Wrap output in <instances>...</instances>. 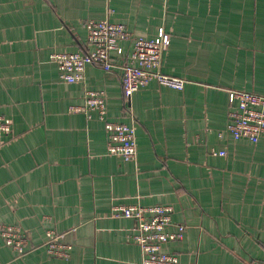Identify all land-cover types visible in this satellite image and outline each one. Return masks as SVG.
I'll list each match as a JSON object with an SVG mask.
<instances>
[{
	"label": "crops",
	"instance_id": "obj_1",
	"mask_svg": "<svg viewBox=\"0 0 264 264\" xmlns=\"http://www.w3.org/2000/svg\"><path fill=\"white\" fill-rule=\"evenodd\" d=\"M105 19L145 39L163 29L161 71L183 90L152 82L128 100L120 71L94 65L65 83L50 56L90 51L85 24ZM131 51L111 55L121 65ZM90 90L104 93L107 119L135 128V161L107 152L96 114L70 112ZM231 90L264 95V0H0V117L12 122L0 226L29 241L18 257L0 237V264H140L136 223L116 205L171 207L184 233L164 251L180 264H264V138L225 131ZM49 230L68 259L47 255Z\"/></svg>",
	"mask_w": 264,
	"mask_h": 264
},
{
	"label": "built area",
	"instance_id": "obj_2",
	"mask_svg": "<svg viewBox=\"0 0 264 264\" xmlns=\"http://www.w3.org/2000/svg\"><path fill=\"white\" fill-rule=\"evenodd\" d=\"M88 43L92 46L85 53H53L50 60L56 63L65 83L84 80L85 67L94 65L106 72L118 69L120 82L126 99L152 82L178 91L183 90L184 79L162 73V58L167 50L169 35L159 29L155 38L134 37L124 24L109 20L87 21L85 24ZM132 44V51L126 63L114 62L112 52L120 43ZM229 110L225 131L237 141L245 139L256 144L264 138V95L252 92L231 90L228 93ZM72 113H82L89 119L96 114L104 123L107 152L121 157L124 161L136 160V135L132 125L107 119L106 100L102 91H87L82 105L70 107ZM11 120L0 117V147L11 134ZM221 136V134H220ZM214 155L225 156L221 151ZM112 214L132 219L136 223L130 239L142 253L140 264H180L176 255L164 251L169 242L181 240L184 227L172 223V208L167 206L142 207L139 205H116ZM171 227L176 230L169 231ZM0 237L18 257H22L29 247L28 237L15 225H1ZM45 250L49 257L68 259L72 247L62 241L54 230L46 232Z\"/></svg>",
	"mask_w": 264,
	"mask_h": 264
}]
</instances>
